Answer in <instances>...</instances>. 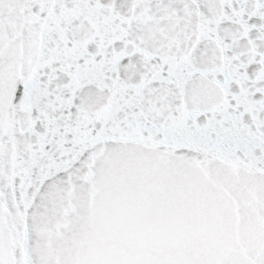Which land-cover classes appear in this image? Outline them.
Wrapping results in <instances>:
<instances>
[{
    "label": "snow or ice",
    "instance_id": "snow-or-ice-1",
    "mask_svg": "<svg viewBox=\"0 0 264 264\" xmlns=\"http://www.w3.org/2000/svg\"><path fill=\"white\" fill-rule=\"evenodd\" d=\"M0 264H264V0H0Z\"/></svg>",
    "mask_w": 264,
    "mask_h": 264
}]
</instances>
